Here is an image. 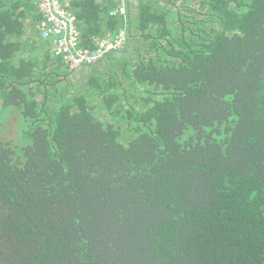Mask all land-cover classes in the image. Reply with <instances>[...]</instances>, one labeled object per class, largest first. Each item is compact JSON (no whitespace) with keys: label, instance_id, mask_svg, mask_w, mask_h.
I'll use <instances>...</instances> for the list:
<instances>
[{"label":"trees","instance_id":"1","mask_svg":"<svg viewBox=\"0 0 264 264\" xmlns=\"http://www.w3.org/2000/svg\"><path fill=\"white\" fill-rule=\"evenodd\" d=\"M67 2L129 42L70 70L0 0V264H264V0Z\"/></svg>","mask_w":264,"mask_h":264},{"label":"built area","instance_id":"2","mask_svg":"<svg viewBox=\"0 0 264 264\" xmlns=\"http://www.w3.org/2000/svg\"><path fill=\"white\" fill-rule=\"evenodd\" d=\"M112 1L117 5L112 15L126 18L127 0ZM67 3V0H34L40 16L35 24L38 40L48 45L53 56L65 63L68 69L92 67L105 55L126 48L129 37L125 30L97 39L91 49L83 47L76 15Z\"/></svg>","mask_w":264,"mask_h":264},{"label":"rangeland","instance_id":"3","mask_svg":"<svg viewBox=\"0 0 264 264\" xmlns=\"http://www.w3.org/2000/svg\"><path fill=\"white\" fill-rule=\"evenodd\" d=\"M75 87V86H74ZM72 90H73V87H72V85L70 86V88H68V94H70L71 92H72ZM123 139H124V137H123Z\"/></svg>","mask_w":264,"mask_h":264},{"label":"crops","instance_id":"4","mask_svg":"<svg viewBox=\"0 0 264 264\" xmlns=\"http://www.w3.org/2000/svg\"><path fill=\"white\" fill-rule=\"evenodd\" d=\"M36 40H37V43L39 44V45H46L45 43H41L37 38H36ZM46 46H48V45H46Z\"/></svg>","mask_w":264,"mask_h":264}]
</instances>
